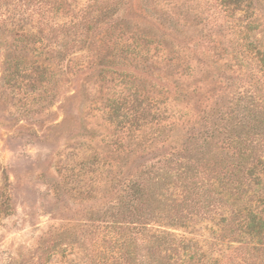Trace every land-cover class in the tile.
Wrapping results in <instances>:
<instances>
[{
  "label": "rangeland",
  "instance_id": "rangeland-1",
  "mask_svg": "<svg viewBox=\"0 0 264 264\" xmlns=\"http://www.w3.org/2000/svg\"><path fill=\"white\" fill-rule=\"evenodd\" d=\"M124 1L123 24L140 46L138 66L124 69H134L136 88L144 89L135 103L147 111L145 122L130 117L128 78L89 70L85 50L58 63L68 42L62 32L47 27L31 44L5 36L25 65L20 75L5 73L0 47V187L9 199L0 212V264L82 263V246L69 239L55 247L57 235L69 229L84 235L94 212L115 205L129 177L172 158L174 136L183 135L194 155L218 154L226 124L220 112L236 108L253 89L248 71L231 57L233 37L218 23L215 0H157L159 20L139 13L138 0ZM258 10L264 27V3ZM174 49L180 68L169 62ZM116 63L119 72L118 65L128 64ZM114 103L122 105L118 118L109 112ZM45 240L54 250L40 260Z\"/></svg>",
  "mask_w": 264,
  "mask_h": 264
},
{
  "label": "trees",
  "instance_id": "trees-1",
  "mask_svg": "<svg viewBox=\"0 0 264 264\" xmlns=\"http://www.w3.org/2000/svg\"><path fill=\"white\" fill-rule=\"evenodd\" d=\"M156 2L138 0V12L159 20L153 11ZM263 3L215 0L218 23L233 37L231 57L239 69L248 71L253 87L241 95L236 108L220 112L226 124L219 133L224 136L218 138V154L194 155L183 135L174 136L172 158L129 177L115 205L94 212L91 224L83 227L84 235L78 238L74 229L57 235L55 247L71 239L83 248L82 263L69 264H264V27L258 10ZM124 7V0H0L4 72L20 75L25 65L24 58L13 56L5 36H11L13 43L31 44L37 32L49 27L68 41L58 63L85 50L89 70L128 78L134 89L128 103L130 117L145 122L147 111L136 106L144 89L137 90L134 69L130 73L124 69L135 68L140 54L136 37L123 24ZM142 40L155 44L152 39ZM175 50L169 62L180 68L181 54ZM93 59L104 61L96 65ZM118 59L128 63L118 65L122 72L114 69ZM83 69L79 67L78 72ZM183 98L178 95L176 102ZM112 106L109 112L118 118L122 105ZM142 135L129 137L137 140ZM201 139L208 144L209 137ZM5 191L0 187V212L9 201ZM53 250L45 240L40 260L49 259Z\"/></svg>",
  "mask_w": 264,
  "mask_h": 264
}]
</instances>
